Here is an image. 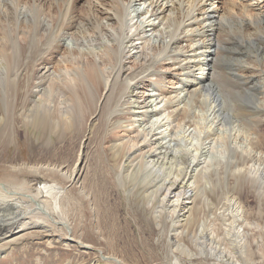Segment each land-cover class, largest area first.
Wrapping results in <instances>:
<instances>
[{"label":"bare ground","instance_id":"obj_1","mask_svg":"<svg viewBox=\"0 0 264 264\" xmlns=\"http://www.w3.org/2000/svg\"><path fill=\"white\" fill-rule=\"evenodd\" d=\"M213 1L0 0V255L40 238L48 246L64 239L94 250L61 212L65 201H85L95 211L91 192L81 184L87 153L72 171L19 164L7 155L22 145L26 128L42 127L44 149L50 150L54 135L87 126L98 162L130 193L142 186L157 193L160 187L153 184L163 171L167 178L183 177L165 186L180 199L189 194L188 177L195 183L182 215L188 233L200 225L199 206L210 199L202 185L207 172L224 170L226 189L233 181L237 190L264 194V118L240 119L229 100L246 95L219 85L222 78L248 96L264 93V0H218L215 8ZM224 46L236 47L244 58L228 76L221 63ZM63 67L73 70V80L55 75ZM185 128L196 131L197 144L194 152L176 155L170 143L175 130ZM209 140L223 150H210ZM28 174L53 183H40L33 192ZM250 220L241 202L222 239L204 228L199 236L176 240L180 256L170 264L199 255L213 264H236L234 256L253 263L247 237L258 229L264 248V226ZM97 254L107 264H126Z\"/></svg>","mask_w":264,"mask_h":264},{"label":"rangeland","instance_id":"obj_2","mask_svg":"<svg viewBox=\"0 0 264 264\" xmlns=\"http://www.w3.org/2000/svg\"><path fill=\"white\" fill-rule=\"evenodd\" d=\"M214 1L212 3L215 4L212 5L215 8L218 0ZM67 38L69 36H66V40ZM224 48L228 50L221 56V63L224 69L223 75L228 76L231 71L230 68L239 59L244 60V58L238 56L236 47L227 48L224 46ZM72 71L70 68L63 67L59 75L58 73L55 75L61 80L66 77L73 80L74 77L70 74ZM221 79L219 85L222 88L235 94L246 95L240 99L237 95L238 100H229L240 119L248 118L252 122H257L264 118V107L259 104L264 101V93L256 97L248 96L252 94H244L233 86L229 88L225 79ZM217 81L219 82V79ZM179 82L180 80H178ZM86 127L79 126L77 128L75 126L68 132L54 135V142H50V150L44 149L48 138L46 137L45 141L42 139V127L26 128L23 130L22 145L13 146L7 157L10 160L15 158L19 164H51L72 171L78 163L80 154L83 151L87 153V165L82 175L81 184L83 183L91 192L95 211L90 213V206L88 204L86 206L85 201H81L80 206L78 203L72 202L71 204V202L65 201L63 204L66 205L62 204L64 207L62 206L61 212L75 228L77 236L82 233L83 241L88 245L91 244L94 250H85L75 243L68 244L64 239L48 246L45 240L40 238L41 240L27 241L3 253L0 255V264H107L99 258L98 250L103 251L105 255L116 256L126 264H170L176 256H180L176 253L175 244L173 246L176 240L191 239L195 234L199 236L204 228L214 238L222 239L223 235L233 225V217L236 215L237 207L241 202L245 209L249 210L252 225L264 226V194L252 193L247 188L237 190L234 188L236 183L233 181H229V188L226 189L224 181V173L226 172L219 170L216 176L207 172L208 179L205 178L206 180L203 179L204 182L202 181L203 187L205 183L206 189L204 188V190L207 191L210 199L204 198V202L202 201L204 204L201 203L199 206L201 209L200 225L188 233L183 226L182 215L185 212L184 208L191 205L192 200L188 198L195 194V183L193 181L188 182L187 177L184 183L188 184V187L185 188L189 194L185 197L179 196L180 199H178V192L170 194V191H166L165 186L174 181L180 182L183 177L172 174L171 177L167 178L163 171H159L155 178L156 182L153 184V187L156 185L160 187L157 193L143 186L139 190L135 189L131 193L128 192L121 188L117 181L111 178L105 167L98 162L95 151L96 140L90 139L89 129ZM180 130H175L176 132L173 134L174 142L170 143L172 144L170 146L171 151L173 150L174 154L182 155L184 150L188 148L184 152L185 154L194 152L197 144L196 131L193 128ZM244 130L248 131L247 129ZM244 137L245 135H243ZM169 140L170 138L167 141ZM215 143V141L209 140L207 146L210 150L220 153L223 147ZM204 166L202 165L201 169ZM25 178L31 182L32 191H35L40 183H53L52 179L46 176L33 177L28 174ZM207 181L209 182L207 183ZM71 194L75 196V193ZM175 206H179L178 210ZM262 233L264 235V230ZM248 239L254 261L249 263L245 257L234 256L236 264H264V248L261 249L262 239L258 229L249 232ZM199 242L203 241L200 240ZM196 244L193 243L194 250H200ZM182 257L179 258L181 264H190V262L192 264L214 263L212 258L201 255L195 260L196 262L194 260L187 261L184 256Z\"/></svg>","mask_w":264,"mask_h":264}]
</instances>
